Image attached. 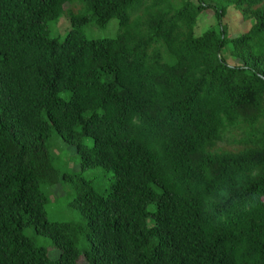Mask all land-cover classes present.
Returning <instances> with one entry per match:
<instances>
[{
  "label": "trees",
  "instance_id": "trees-1",
  "mask_svg": "<svg viewBox=\"0 0 264 264\" xmlns=\"http://www.w3.org/2000/svg\"><path fill=\"white\" fill-rule=\"evenodd\" d=\"M163 1L0 0V264H264V0ZM65 184L78 223L47 218Z\"/></svg>",
  "mask_w": 264,
  "mask_h": 264
},
{
  "label": "rangeland",
  "instance_id": "rangeland-1",
  "mask_svg": "<svg viewBox=\"0 0 264 264\" xmlns=\"http://www.w3.org/2000/svg\"><path fill=\"white\" fill-rule=\"evenodd\" d=\"M77 1V0H76ZM184 0H164L159 9L161 10H170L175 9L181 6ZM193 4H197V0H190ZM80 5L76 2V7ZM143 13L142 9L139 10L136 14ZM135 14V15H136ZM252 19L244 17L240 11L235 10L230 7L226 15L220 20L221 25L226 29V35L228 38L235 37L242 32L246 31L251 25ZM217 26V22L214 18L212 9L203 10L200 14V17L195 28L196 33H201L205 29ZM69 27V20L65 14L60 16V19L54 23L51 22L49 26V33L53 37L63 38L66 33L67 28ZM117 28V19L112 18L106 24L105 27H97L94 25H86L83 27V33L89 38H102V37H112L116 33ZM224 59L228 64H233V56L231 55V44L228 43L222 50ZM62 157L67 162V167L69 170H77L79 167L78 159L74 157V151L71 148L64 147L63 145ZM94 170H86L85 175L91 176L94 173ZM111 178L110 175L99 176L95 180V185L103 188L108 185ZM69 185L65 184L63 186L55 185L51 188L50 201L46 205V215L49 220L55 221H66L78 223L81 220V215L69 205L70 195L68 194ZM84 239L79 240L78 246H82ZM57 252V251H55ZM58 254V253H57ZM52 258L54 255H50ZM78 264H86L83 258H80Z\"/></svg>",
  "mask_w": 264,
  "mask_h": 264
}]
</instances>
